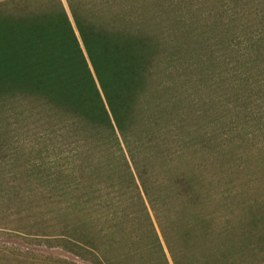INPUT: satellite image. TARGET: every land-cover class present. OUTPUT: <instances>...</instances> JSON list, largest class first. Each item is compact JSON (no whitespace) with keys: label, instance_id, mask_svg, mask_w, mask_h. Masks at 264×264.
Returning <instances> with one entry per match:
<instances>
[{"label":"trees","instance_id":"1","mask_svg":"<svg viewBox=\"0 0 264 264\" xmlns=\"http://www.w3.org/2000/svg\"><path fill=\"white\" fill-rule=\"evenodd\" d=\"M65 3L0 0V106H39L35 146L19 152L0 143V212L15 201L21 219L45 208L61 222L56 237L0 231V239L59 249L86 264H168L152 215L172 264H246L233 258L228 231L214 232L209 218L198 217L209 193L201 196L194 176L168 167L163 129L147 107L171 89V69L184 85L193 77L201 85L229 77L248 85L249 76L264 82V0H155L142 11L133 3ZM13 163H22L18 178L5 171ZM263 221L253 214L237 230L240 239ZM8 243L0 240V261L23 253Z\"/></svg>","mask_w":264,"mask_h":264},{"label":"rangeland","instance_id":"2","mask_svg":"<svg viewBox=\"0 0 264 264\" xmlns=\"http://www.w3.org/2000/svg\"><path fill=\"white\" fill-rule=\"evenodd\" d=\"M62 1L67 8L65 0ZM94 1L101 7L111 9L126 8L128 3L131 7L133 3L132 9L142 11L149 9L155 0ZM104 3L108 5H103ZM161 69L163 71V67ZM175 71L171 69L169 74H172H166L171 80V89L164 88L147 107L148 113L156 117L163 129L161 139L165 142V148L162 149V158L174 173H189L194 176L199 183L198 187L202 188L201 196H207L208 191L209 197L207 196V200L202 199L201 206L196 209L198 217L201 214L209 218V228L214 232H229L231 243H234L231 250L233 258L246 264H264V237H261L264 236V221L253 229L257 233L252 236L245 234L246 241L240 239V233L245 225L248 227L253 214H257L258 220L264 219V132L259 129L260 125L264 128V82L258 81V77L249 76L248 85L241 82V77L212 82L208 80V83L201 85L193 77L189 85H184L186 80L177 76L180 73ZM159 78L165 82L164 72H161ZM38 108L33 101H15L6 108L0 106V143L9 144L19 152H25L24 147L29 149L35 146L38 136ZM175 139L179 141L174 145ZM16 156L20 157V154ZM22 169V163H13L5 171L7 174L13 172L18 178ZM20 182L19 185H25ZM225 191L232 194L223 198L221 193ZM18 206L15 201L5 202L2 206L6 210L0 212V231L29 238L59 235L60 230L57 228L61 222L53 212L45 208L39 211L31 208L24 212L21 219L17 214L20 211ZM151 220L168 264H172L152 215ZM21 223L26 227L25 231L21 230ZM218 237L221 236L212 235L214 244H217ZM0 240L9 241L10 246L23 250L19 257L2 256L4 260L1 259L0 264H31L30 258L37 257L38 261L33 264H47L43 259L49 256L86 264L59 249L28 247L20 244V240L9 237ZM200 242L201 240L198 244ZM204 246L205 244L202 245ZM202 260L201 264H207V258Z\"/></svg>","mask_w":264,"mask_h":264}]
</instances>
